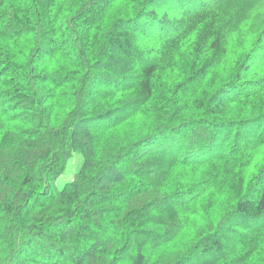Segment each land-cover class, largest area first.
<instances>
[{
	"label": "trees",
	"instance_id": "16d2710c",
	"mask_svg": "<svg viewBox=\"0 0 264 264\" xmlns=\"http://www.w3.org/2000/svg\"><path fill=\"white\" fill-rule=\"evenodd\" d=\"M0 264H264V0H0Z\"/></svg>",
	"mask_w": 264,
	"mask_h": 264
},
{
	"label": "rangeland",
	"instance_id": "374dc122",
	"mask_svg": "<svg viewBox=\"0 0 264 264\" xmlns=\"http://www.w3.org/2000/svg\"><path fill=\"white\" fill-rule=\"evenodd\" d=\"M83 161H84V157L81 153L74 154V156L69 161L65 172L61 176H59L56 181V185L58 189L63 188V186L67 182H70L73 179L75 173L81 168Z\"/></svg>",
	"mask_w": 264,
	"mask_h": 264
}]
</instances>
